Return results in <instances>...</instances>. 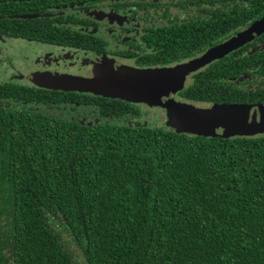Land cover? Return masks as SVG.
<instances>
[{
	"label": "trees",
	"instance_id": "trees-1",
	"mask_svg": "<svg viewBox=\"0 0 264 264\" xmlns=\"http://www.w3.org/2000/svg\"><path fill=\"white\" fill-rule=\"evenodd\" d=\"M110 1L129 2L0 0V36L86 48L66 19ZM231 3L150 33L144 63L179 61L264 20V0ZM251 38L194 74L178 100L264 106V32ZM17 86L0 84V264H264V134L180 133L138 124L131 101ZM62 104L95 108L99 121Z\"/></svg>",
	"mask_w": 264,
	"mask_h": 264
},
{
	"label": "flooded vegetation",
	"instance_id": "flooded-vegetation-1",
	"mask_svg": "<svg viewBox=\"0 0 264 264\" xmlns=\"http://www.w3.org/2000/svg\"><path fill=\"white\" fill-rule=\"evenodd\" d=\"M128 1V3L123 4L124 8L119 10L113 7L112 1H110L109 3L99 4L92 9L75 10L76 18L73 20L66 19L67 24H71V22L74 23V20H76V23H74L76 26L73 27V30L80 33L78 38L86 43V48L80 46L71 47L68 43L58 45L44 43L41 40L21 38L11 40L0 36V48L2 47V42L5 44V51L2 48L3 54L0 57V84L20 85L17 86L20 88H22V86H28L36 90H43L44 88L35 86L28 80V74L32 72L51 71L72 75L76 74L77 76H90L92 70L91 65L98 58H114L120 62V64L138 69L152 70L169 69L172 68V66L175 67V65L188 64L192 61L204 58L213 47L216 48L215 45L208 44L197 47L194 52L184 59L168 64H145L144 61L149 62V56L154 55L152 46L148 43L150 33L166 30V28L171 26L187 24L196 20V18H199V20H207L212 17L215 11L222 9L223 6L231 7L232 4L231 0H226L223 5L217 0L210 3L205 2V5H201L202 0H197L196 3L192 4L190 0ZM134 3L140 4L134 5ZM185 3H187L188 7H183ZM197 4L199 5L198 7H196ZM73 12L74 11H71V13ZM63 13H65V11ZM69 13L70 12H67V14ZM249 27L250 26L242 25L236 30L230 27L227 30L228 35L222 38L220 44L224 43L227 39H233L238 36V34L246 32L251 28ZM262 32H264V30ZM254 37L255 36H253V38ZM220 39L221 38L217 39L215 44H219ZM252 40L253 39L250 38L240 46L244 44L247 45ZM21 44H23L27 50L22 52V50H20L22 47ZM6 45H9V48H14L16 51L14 57H10L13 63L8 58L9 65H17V71L10 77L5 74V68L7 67H5L3 63V59H6L8 52L6 49H9ZM30 51H34V53ZM227 54L215 58L202 65L196 71L187 74L182 89L192 84L194 74L204 72L208 67L215 65ZM13 69H15V67ZM44 90L49 92L54 91V89L47 88ZM61 91L62 90H59V93ZM77 92L79 93V91H73L72 93ZM83 93L88 94V96L92 95L90 97H95V94ZM62 94H64V92H62ZM175 96L176 99H180L178 92ZM198 103L210 106L215 105L204 102H196L193 104L196 105ZM133 104L142 109L144 115L139 119L140 122H142L143 117H146L148 114L143 107L148 106L138 103ZM62 105L71 118L79 120L82 123L92 125L99 121L100 116L95 108L78 107L77 105L72 107L70 104ZM50 109L53 112H65L58 110V105L57 107H50ZM132 121H136V119L134 118Z\"/></svg>",
	"mask_w": 264,
	"mask_h": 264
},
{
	"label": "water",
	"instance_id": "water-1",
	"mask_svg": "<svg viewBox=\"0 0 264 264\" xmlns=\"http://www.w3.org/2000/svg\"><path fill=\"white\" fill-rule=\"evenodd\" d=\"M263 30L264 20L237 37L213 48L202 59L173 69L153 70L154 74H152L149 84L146 82V74H144L140 76L143 86H140V91L137 92H128L108 85L88 84L84 79L74 76H71L70 80L67 79L68 85L51 84V86H54V90L94 91L111 98L126 101L142 100L160 104L163 107L167 106L178 121L177 126L179 125L180 133L213 138L251 137L264 134V106L219 105L213 109H198L190 103L180 102L174 98V95L182 89L187 74L236 49Z\"/></svg>",
	"mask_w": 264,
	"mask_h": 264
},
{
	"label": "rangeland",
	"instance_id": "rangeland-1",
	"mask_svg": "<svg viewBox=\"0 0 264 264\" xmlns=\"http://www.w3.org/2000/svg\"><path fill=\"white\" fill-rule=\"evenodd\" d=\"M2 43H1L2 47L0 48V57L3 54L2 48L5 51V44L4 42ZM21 45L22 47L20 48V50H22V52L24 50H27L23 44ZM6 46L9 48V45H6ZM6 50L8 52L6 55V59L5 58L3 59L4 61L3 63L5 67H7L5 68L6 69L5 74L8 77H10L11 75L15 73V71H17L16 70L17 65L15 64L9 65L8 58L11 60L10 57H14L15 55L14 53H16V51L14 50V48H11V47ZM30 52L34 53V51H30ZM11 61L13 63V60ZM178 66H182V65H175V67L172 66V68H169V69H173ZM14 67L15 69H13ZM91 69L92 70H91L90 76H77L76 74L72 75V74H65L61 72L59 73V72H51V71L32 72L28 74V80L31 83H33V85L35 86L49 89V88L54 87V86H51V84H54V85L57 84L60 86L68 85L67 79L70 80L71 76H74L79 79H84V81H86L88 84L90 83L92 85L94 84V85H101V86L108 85L109 87L110 86L116 87L122 90H126L128 92L129 91L137 92V91H140L139 87L143 86L141 83L140 76H143L144 74H146V77H145L146 82L149 84V82H151L152 74H154L152 69H138V68L124 65V64H120V62H118L114 58H109V59L98 58L92 63ZM72 88L76 89L75 87H72ZM74 91H78V90H74ZM79 92H84V91H79ZM86 93L100 95L94 91L86 92ZM175 95H174V98L176 99ZM176 100L179 101L178 99ZM131 102L148 106V107H143V109L146 110L148 114L146 115V117H143L142 122H138V124H143V125L154 124L156 126L163 125V126H166L168 129L180 132L179 125L177 126L178 121L176 117H174V114L172 113V111L168 109L167 106L163 107L160 104L159 105L152 104L149 101H142V100L131 101ZM190 104L198 109H213L216 106H219L216 104L211 105V106L205 105V104H199V103L196 105L193 103H190Z\"/></svg>",
	"mask_w": 264,
	"mask_h": 264
}]
</instances>
